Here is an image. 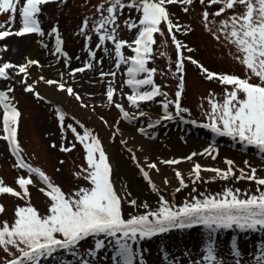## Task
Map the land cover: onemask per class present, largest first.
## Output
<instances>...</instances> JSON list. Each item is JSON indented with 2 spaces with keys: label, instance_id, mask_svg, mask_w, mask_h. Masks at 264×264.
<instances>
[{
  "label": "rangeland",
  "instance_id": "rangeland-1",
  "mask_svg": "<svg viewBox=\"0 0 264 264\" xmlns=\"http://www.w3.org/2000/svg\"><path fill=\"white\" fill-rule=\"evenodd\" d=\"M101 3H104V0L50 2L41 6L38 16L45 35L27 34L29 37L24 41L26 44L19 47H14L11 39L6 40L7 37L0 39V65L5 62L20 65L29 59L39 62L38 65L29 66L27 84L33 85L35 92H39L43 99L37 98L34 92L25 90L26 85L22 83L25 75L18 74V70L8 69L6 71L9 78H0V90L13 89L9 96L21 113L17 138L25 161L39 167L66 194L74 193L81 187H91L90 182L84 178L86 174L76 175L82 168L88 167L86 150L76 138V134L67 126L72 125L81 135L85 130H90L100 139L109 157L114 185L118 193L125 198L122 202L125 218L158 209L161 197L169 200L175 207H182L185 202H192L194 198L203 199L206 196L223 194L228 188L240 189L242 198L245 193H257L258 188L264 190V187L255 181L237 180L236 177L225 180L211 171L202 170L201 178L195 180L190 174L194 164L199 163L202 168L226 170L229 167L226 160L234 162L232 167L236 176L240 175V169L249 174L251 166L257 169V177L264 178V152L202 126L209 122L207 113L211 111L210 94L222 102L225 88L230 91L231 86L222 85L215 79L208 80L197 64L185 60L181 106L188 111L177 114L175 106L170 105L167 111L172 113L173 118L164 119L166 110L162 102L175 99L181 74L176 72L175 44L166 26L162 24L164 35L156 34V44L153 45L154 59L150 60L147 66L157 69L154 81L167 96L140 102L138 108L133 106L127 99L128 95L133 94V89L126 84L128 65L121 64L119 69L115 67L116 57L112 42L106 41L103 46L109 49L108 53L102 48H96L99 43L98 34L92 29L93 21L99 19L97 7ZM185 6L189 8L187 13L183 11ZM220 6L207 7V0L204 5L200 4L199 0H194L192 5L171 4L167 5V8L174 22L190 29L176 33L177 39L193 50H182L185 56H191L211 72L236 74L243 78L246 69L235 59L239 55L235 46L223 35H220L219 40L213 35L221 20L231 16L233 11L242 12L243 8L237 6L221 16H213L212 13ZM206 7L210 14L209 20H214V24H206L203 20L202 13ZM9 17V13L0 14V23H6ZM129 17L138 20L140 13L125 9L117 23L120 25L119 38L131 42L137 32L135 29L129 31L124 25V21ZM86 18L89 24L84 34H81V27ZM21 26L20 14L17 12L12 31H18ZM54 27H58L63 40L62 51L59 53L55 51V34H50ZM86 36H91V40H87ZM89 49L96 51L95 60L90 58ZM122 51L125 56L134 55L127 47ZM87 63H91L92 67L73 74L74 69L85 67ZM102 72H116V76H101ZM40 77L44 79L41 80ZM138 78H143V74ZM47 80L63 83L65 89L60 90L58 84L49 85L45 82ZM252 82H258V79L253 77ZM110 84L115 89L111 102L107 99ZM68 87L73 89L72 95L67 92ZM150 87L143 86L141 90H150ZM76 94L80 96L79 100ZM116 104L122 105L123 111L136 118H125L123 111L117 108ZM141 111L145 113L144 116L139 115ZM61 112L65 114L63 125L60 121ZM3 114V105H0V136L4 135ZM156 120H160V123L155 124ZM72 144H75V147L71 151L61 150L62 146L70 147ZM205 149L215 151L212 155H201ZM194 152L197 155L191 160H182L173 165L162 163L165 160H181ZM212 156H215V159ZM17 163L18 158L13 154L11 146L7 141L0 139V178H3L5 185L20 190L16 180L19 176L28 177L29 172L27 169L15 167ZM152 163L157 165L156 169L148 168ZM142 170L149 173L151 183L144 177ZM177 171L182 174L186 187L181 186L176 176ZM32 179L34 184L29 186L30 203L41 215H46L51 200L40 190L46 188V185L34 174ZM165 179L168 183H165ZM153 183L156 188H153ZM131 200H135L136 205L130 204ZM0 204L5 208L3 214H0L2 226L4 221L9 224L14 222L15 209L17 206H24L26 201L10 194H0ZM145 204L148 205L147 208L144 207ZM208 230L204 226L182 231L173 229L160 238L145 241L146 244L141 249H134V264H193L200 261L205 255L204 249L209 240ZM98 239L105 240V247L96 251L94 257L88 256V250L95 249ZM110 239L105 238L103 234L89 237L82 241L76 250L82 258L88 259L90 264H117L119 258L114 260L115 248L113 243H109ZM215 243L218 257L225 264H257V257L264 252V230L259 232L236 228L220 229ZM237 245L239 257L232 253V249ZM15 252V248L5 251L0 247V264H6ZM42 264H80V261L70 252L60 250L52 258L42 261Z\"/></svg>",
  "mask_w": 264,
  "mask_h": 264
},
{
  "label": "snow or ice",
  "instance_id": "snow-or-ice-1",
  "mask_svg": "<svg viewBox=\"0 0 264 264\" xmlns=\"http://www.w3.org/2000/svg\"><path fill=\"white\" fill-rule=\"evenodd\" d=\"M56 0H0V14L9 13L10 17L6 23H0V39L11 35L23 36L26 34L38 33L45 35L41 27V21L38 16L41 13V6ZM206 0H199L204 5ZM194 0H104L97 7L99 19L93 21V31L98 34L99 43L97 49H103L105 53L109 52L107 47H103L106 41L114 45V54L116 57L115 67L120 68L121 64L128 65L126 68V84L133 89V94L128 95L127 99L135 106L143 101H152L158 96H167L160 85L154 81V75L157 73L156 68H149L147 65L150 60L154 59L153 45L156 44L155 36L164 35L161 25H165L167 32L170 34L172 41L177 50L176 72L180 73L179 90L175 93L174 100L162 102L166 110L164 119H172L173 115L167 109L170 105L175 106L177 114L186 112L188 109L182 108L181 96L184 89V63L185 60L197 64L208 80H218L222 85L231 86V90L225 88L224 99L222 102L217 101L210 94L209 102L211 111L207 113L209 122L203 124L205 128L221 136H229L234 140L248 145L255 146L261 152H264V0H207V7L221 5L217 11L212 13L213 16H221L227 10H234L237 6H242V12H235L226 19L219 22L216 33H213L215 39L219 40L220 35L235 46L237 59L245 66V76L242 78L236 74L215 73L200 65L198 61L191 56L184 55V49L188 52L193 51L187 48L180 40L177 39L176 33L181 31H190L183 25L174 22L168 11L167 5L181 4L192 5ZM107 4V7H105ZM207 7L202 13L203 20L206 24H214L215 21L209 20ZM125 9H133L140 13L138 20L129 17L124 21V25L129 31L136 30L135 38L128 40L119 38L117 23L119 16ZM187 13L189 8L183 7ZM17 12L21 18V28L13 32L12 26L15 23ZM107 13V14H105ZM89 20L86 18L81 27V34L87 29ZM211 31V29H209ZM50 34H55L57 53L62 51L63 40L59 34L58 27H54ZM91 40V36H86ZM127 47L134 55L125 56L122 49ZM6 50V48H5ZM90 58L96 59V51L89 49ZM165 55V53H161ZM102 62V61H100ZM36 60H27L26 63L14 65L5 62L0 65V78L8 79L9 74L6 70H18L25 75L22 81L26 85L25 90L34 92L37 98L43 99L39 92H35L34 86L27 84L28 68L31 65H38ZM92 64L87 63L85 67L73 70L83 72L85 68H91ZM143 74V78L141 77ZM116 76V72L101 73V76ZM253 77L258 82H252ZM43 80V77H40ZM47 84H58L60 90L65 89L63 83L53 80L45 81ZM143 86H151L150 90H141ZM69 95L73 94V89L68 87ZM0 90V105H3V132L0 136L11 146L13 154L18 158L15 167L27 169L29 176H19L16 184L20 190L5 185L3 178H0V194H10L21 200H25L24 206H17L15 209L14 222L9 224L7 221L0 226V247L5 251L15 248L16 252L12 253L11 259L6 264H42V261L52 258L60 250L70 252L77 257L80 264H90L86 258H82L76 250L82 241L89 237L100 236L111 238L109 243H113L115 256L118 259L117 264H134L136 253L133 251V243L139 240L149 239L158 234L167 233L173 229H189L196 226H204L209 229V240L205 246V255L200 261L193 264H225L218 257L214 234L220 229L236 228L242 231L247 230H264V190L257 189L255 194L241 196L240 189L228 188L223 194L206 196L203 199L194 198L192 202H185L182 207L173 206L169 200L161 197L158 209L147 211L143 214L132 215L125 218L122 212V202L124 196L118 193L112 179V166L109 157L106 154L100 139L93 135L90 130H85L83 135L76 131L72 125L67 127L76 134V138L83 144L86 150V162L88 167L82 168L80 173L88 180L91 187H81L71 194H66L61 187L54 184L50 178L39 168L27 163L22 155V149L18 142V125L21 116L20 111L11 102L9 93ZM115 89L109 85L107 91L108 101L113 100ZM241 95L243 98H241ZM79 100L80 96L76 94ZM85 106L86 105H82ZM123 111V106L115 105ZM127 119L136 117L130 116L127 111H123ZM144 116V112L139 113ZM65 114L60 113V121L63 125ZM156 120L155 124H159ZM193 123H195L193 121ZM154 126V125H150ZM144 131V129H141ZM90 140V142H88ZM55 147V145H53ZM75 147L61 148L62 151L68 152ZM215 149H205L203 154L212 155ZM197 153L181 160L172 159L162 161L164 164L173 165L182 162V160H191ZM215 159V156H212ZM229 167L226 170L218 168H202V165L196 163L193 165L191 175L195 180H199L201 171L215 172L221 179L236 177L237 180L247 179L255 181L259 186L264 187V178L257 177V169L249 166L250 173L246 174L240 169V175L232 167L234 164L231 160L225 161ZM247 164V161L245 162ZM148 168L156 169L155 163L149 164ZM143 171V170H142ZM33 174L37 176L46 188L40 189L50 198L51 203L48 208V214L41 215L38 209L30 203L29 186L34 184ZM143 175L151 183V178L147 171ZM176 176L181 186L186 187L182 174L177 171ZM215 179V177H213ZM165 183H168L165 179ZM153 188L156 185L152 184ZM180 189L178 188L177 191ZM130 204L136 205L135 200L129 201ZM148 207L147 204L144 205ZM5 211L4 205L0 204V214ZM105 247V240L98 239L95 243V249H89L87 255L94 257L96 251ZM235 257L240 256L238 245L232 249ZM257 264H264V252L257 257Z\"/></svg>",
  "mask_w": 264,
  "mask_h": 264
},
{
  "label": "bare ground",
  "instance_id": "bare-ground-1",
  "mask_svg": "<svg viewBox=\"0 0 264 264\" xmlns=\"http://www.w3.org/2000/svg\"><path fill=\"white\" fill-rule=\"evenodd\" d=\"M29 36L23 35V36H16V35H11L10 37H7V39H11L14 47H19L21 45L26 44L24 41L28 39ZM24 42V43H23ZM45 93V91H43Z\"/></svg>",
  "mask_w": 264,
  "mask_h": 264
},
{
  "label": "trees",
  "instance_id": "trees-1",
  "mask_svg": "<svg viewBox=\"0 0 264 264\" xmlns=\"http://www.w3.org/2000/svg\"><path fill=\"white\" fill-rule=\"evenodd\" d=\"M196 227H202V226H196ZM205 229H206V228H205ZM179 230H181V229H179ZM179 230H177V231H179ZM182 230H187V229H182ZM208 231H209V230H208ZM252 231H254V230H252ZM259 232H262V230H259ZM164 234H165V233H164ZM254 234H256V232H255ZM159 235H161V234H158V235L152 237L151 239H144V240L142 241V243H143V244H146L145 241H152V240H155V239H157V238H160L161 236H159ZM162 235H163V234H162Z\"/></svg>",
  "mask_w": 264,
  "mask_h": 264
}]
</instances>
